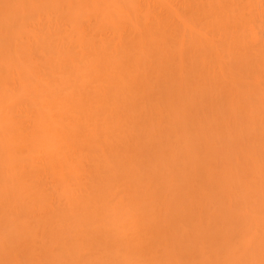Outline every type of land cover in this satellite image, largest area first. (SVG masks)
Returning <instances> with one entry per match:
<instances>
[{"label":"bare ground","instance_id":"bare-ground-1","mask_svg":"<svg viewBox=\"0 0 264 264\" xmlns=\"http://www.w3.org/2000/svg\"><path fill=\"white\" fill-rule=\"evenodd\" d=\"M0 264H264V0H0Z\"/></svg>","mask_w":264,"mask_h":264}]
</instances>
